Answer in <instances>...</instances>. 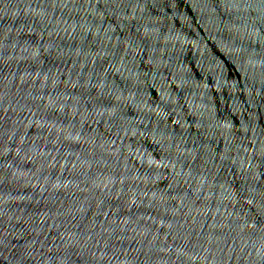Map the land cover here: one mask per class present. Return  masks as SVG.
I'll use <instances>...</instances> for the list:
<instances>
[{"label": "water", "instance_id": "95a60500", "mask_svg": "<svg viewBox=\"0 0 264 264\" xmlns=\"http://www.w3.org/2000/svg\"><path fill=\"white\" fill-rule=\"evenodd\" d=\"M0 264H264V0H0Z\"/></svg>", "mask_w": 264, "mask_h": 264}]
</instances>
